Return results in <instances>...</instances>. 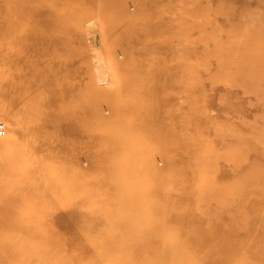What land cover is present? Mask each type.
<instances>
[{"label":"rangeland","instance_id":"rangeland-1","mask_svg":"<svg viewBox=\"0 0 264 264\" xmlns=\"http://www.w3.org/2000/svg\"><path fill=\"white\" fill-rule=\"evenodd\" d=\"M0 121L2 252L264 264V0H0Z\"/></svg>","mask_w":264,"mask_h":264},{"label":"bare ground","instance_id":"bare-ground-1","mask_svg":"<svg viewBox=\"0 0 264 264\" xmlns=\"http://www.w3.org/2000/svg\"><path fill=\"white\" fill-rule=\"evenodd\" d=\"M28 110H29V108L28 109L26 108L27 112H28ZM29 121L32 123L31 127H28V128L26 127L24 129V131H22V134L24 136H26V137H30V140H31L32 137L34 138V140H39L36 145L33 144V148H30V147H29V149L27 148L29 150L28 151L29 154L30 155H34L38 151L40 152V154L41 153L44 154V152H47V153L50 152L51 151V144H50V146H48L49 142H47L45 140H51V138L48 137V139H47V137L44 134L45 130H47V128H49L51 126V125L49 126V120L46 119L45 117L44 118H38V117L35 116V117H31V118L29 117ZM17 122H19V121H16V123ZM254 140H257V139H254ZM25 156L29 157V155L27 154V155H22L21 158H24ZM44 156L45 155H42L39 158L42 159ZM18 158L13 160V162L11 164L12 165L11 168L15 169L16 172H17V170L24 171V169L26 167L21 164V161H20L21 158L20 157H18ZM252 160H254L252 162V166L254 165V167L256 169V172L253 173V171L250 168L251 171L249 170L248 174H246V177H247L246 185H247V182H249L251 185L254 184L255 185V189L257 187L261 186L256 191L264 192V181L262 179L264 177V169H263L264 167H263V165H261V166L257 165L256 166L254 164L256 162V160H258V159H252ZM42 167H44V166H42ZM239 188L251 189L250 187H246V186L245 187L240 186ZM253 188L254 187H252V189ZM17 189H18V187L14 188V186L10 190L6 189V188H3V187L0 188V209L1 210L2 209L7 210L10 207H16V206L19 205V203H20L19 201H20L21 197L16 193ZM15 210H18V209L15 208L14 211ZM2 218H3V216H0V221H2ZM258 235L259 236L257 238H259V239L264 238V230L261 231V232H258ZM3 241H4L3 237H0V264H33L34 261H36L37 264H56L59 261V259H60L58 256H56L57 254L53 255L52 257L49 256L48 254H43V253H35L34 256L30 255V254L29 255L27 254L28 256L25 255V254H18L16 256L12 252H5V251L2 252L3 248H7L5 246L7 244H3ZM248 242H244L243 244H241V246H243V249L245 250V254H244L245 258H250L256 252H259V254H263L264 255V251L262 250V248H260V250L254 252V249L253 248H252L253 250L251 249V244L249 246H247ZM260 242H262V241H260ZM256 245H257L256 243H253L252 247L256 246ZM13 246H15V245H10V247H13ZM239 248L238 247H236V248L232 247V249L229 250L232 253H230V252L228 254L220 253V254H218L216 256H223V254H224V256H226L229 259L230 258L235 259L236 257H238L240 255V252L238 253V251H240L241 248L240 249ZM234 250H235V253H233ZM229 254L232 255V256H228ZM51 258L55 259L54 263L51 262ZM61 260H63L64 262L67 261L64 258H62ZM133 261H134V259L132 257L131 258H122V259L118 258L115 261L111 257H95L93 264H130V262H133ZM72 262H73V260L69 259V263L72 264ZM257 264H262V263L258 262Z\"/></svg>","mask_w":264,"mask_h":264},{"label":"built area","instance_id":"built-area-1","mask_svg":"<svg viewBox=\"0 0 264 264\" xmlns=\"http://www.w3.org/2000/svg\"><path fill=\"white\" fill-rule=\"evenodd\" d=\"M6 132H7V128H6L5 123L0 121V137L5 136Z\"/></svg>","mask_w":264,"mask_h":264}]
</instances>
